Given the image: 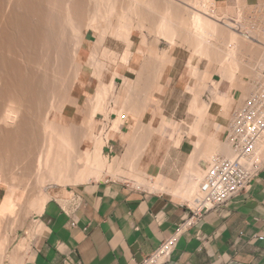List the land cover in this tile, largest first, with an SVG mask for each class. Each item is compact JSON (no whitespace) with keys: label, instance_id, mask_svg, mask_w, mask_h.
Masks as SVG:
<instances>
[{"label":"bare ground","instance_id":"6f19581e","mask_svg":"<svg viewBox=\"0 0 264 264\" xmlns=\"http://www.w3.org/2000/svg\"><path fill=\"white\" fill-rule=\"evenodd\" d=\"M57 1L58 0H0V189H3V188L5 189V193L2 195L1 201H0V264H5L7 259L9 260V264H24L26 254H27L28 250L30 249L29 246L31 244L29 245L30 241L28 242L26 239H21L18 243L14 244L13 242L15 241V239H14L15 232L18 229H22L25 227L26 220H27L29 215H32L33 213H35L36 214L35 218H38L44 212L45 207H46V203H47V198L42 194V193H44L42 191V187L46 184H49V185L50 184L67 185V184H71V183H87V182L91 181V178H93V177H95V179L100 181L101 177L104 173H112V175H114V176H116V174H115L116 172H120V173L125 174V172H123V169H121V168L123 166H129V167H131L130 171L132 173L133 172L134 173L133 174L132 173L130 174L129 172L128 173L130 176H132L135 179V181L144 182L149 187H151V189H153V190H155V189L161 190L162 189V185L161 186L158 185V181L160 180L159 176L153 177V176H150L147 173H145V171L140 170L141 156L137 157L136 160H134V159L132 160L133 156H135V157L137 156L135 154V153H137L135 148H134L135 153L133 154L132 153L133 151L131 152L133 156L129 155L130 159L128 158L127 154L123 155L122 157L113 158V160L110 163L108 162L107 158H103V156H102L103 147L106 146L107 142L109 141L108 136H109L110 132L112 130H114V128H110L109 130L106 131L105 135L101 136V138H99L100 137L99 136L98 139L95 140V142L93 141L94 137L91 135V132L89 131V130H91V128H89L88 126L91 123V119H93L95 117L97 112H101V111L104 112L105 111L104 105H105V102L107 99V95L110 94L109 91L111 90L110 89L111 85L110 86L106 85L102 81H100L103 78V76H101L102 78L100 77V75L98 77L101 79L99 80V82H98L99 84L96 88V90H97L96 91L97 93H95L96 97L93 96L94 101L93 100H91L92 102L90 101L92 103L91 107H89L87 114H85L86 116H84L85 118H83L84 119L83 122L85 124L84 125L81 124V126L86 125L85 126L86 128H84V129L82 128L84 131L82 130V132L79 134V132L77 133L76 126L73 127L72 124L67 125L64 121L60 122L61 118H59V117L62 116L61 112L66 105L72 104V105L78 106V105H76L77 104L76 99L74 100L72 98V90L74 87V83H76L75 81L80 78L79 73H80L82 66H83L82 63L80 62L81 58H80V53L78 51V47H80V44L83 43V40H84V35L82 34L83 33L82 29L89 30V31L91 30L94 33L96 31L100 30L102 34H100V33L99 34L102 36L104 30L105 31L107 29L110 30L107 26L111 27V24H113L112 27L114 28L118 25L120 27V29H119V27L117 26L118 31H120V33L118 32V34L124 36L123 41H125L127 43L128 47L130 48V46L132 44V40H130V34H131L130 32L133 28V25L131 27L132 22H129V20L126 19V18H131V17L125 16L127 14V12L124 15H122V11L126 10V11H128V13H129V11L131 13H133L132 11L135 10L134 9L135 6H136V8L140 7L141 9L142 8L147 9V6H149V5L154 4L157 7L159 4H161V6L158 8H160V10H163L162 11L163 13L161 15L159 14L158 24L160 23L159 26L163 28L162 30L166 29L168 31V29L170 27L173 28L174 30L173 29L172 30L175 31L176 34L175 33L174 34L176 36L178 34V31H179V34H178L179 36L176 38L174 37L176 40L182 39L180 37L182 35H184V34H181L180 31L183 30L182 33L187 32V33H185V36H187V37L185 39L183 38V40H187L189 38V36L192 37L193 39H195L198 43H196V41L194 42L192 40L193 43H191V44H194V43L199 44V46H198L199 48H197V45L194 44L196 46L195 49H197V53L199 51L203 52V53L205 52V56H206L208 53V50L210 49L209 47L213 45V44L211 45L209 42L210 38L222 39L225 37V39H223V42L225 40V43H226L225 46H227L226 51L224 49H223L224 50L223 51L221 49L222 47L220 49H218L219 47L217 48L215 46L214 50H215V48H217L215 50L217 53L216 55L218 58L222 59V61L224 60L225 62L228 60H229V62H231L230 60H232L234 62L236 61L237 66H238V63L242 65V63H241L242 58L239 56L240 55L243 56L245 50L248 49L247 45L249 46L252 44V47L253 46L254 47L252 49H251V47H249L248 51H246V52L250 51L249 55L257 56L258 62L256 60V63L262 62V65L264 68V46H263L264 43H262L264 41V34L263 35L260 34L257 36L259 40L255 36V38H254L255 41H253V39H252V40H250V42H248L250 44H247L246 43L247 41L244 42L245 40L243 41L242 38H241L242 40H240V37H242V35L240 33H236V32L232 33L231 32V34L229 36L227 34H224L223 27H230L231 28V26H233V25H229L231 23H227L228 25H226L222 20H220L219 18H216V16H217L216 14H215L216 16L214 17L213 14L211 15L209 13L208 7L211 6V5H209L207 7L209 0H204L203 2H200V5H197L195 2L193 3L191 1L190 2L192 3V5H190L188 3L189 1L188 2L186 1L187 2L186 3L184 0H178V4L183 3L184 6L189 9L187 11H185V9H187V8H185V9L183 8V4H182V8H180L181 5L179 4L180 5L179 6L177 4V2H175L173 0H167V1L166 0H154V2L152 0L151 1L146 0L147 2L145 0H127L128 6L121 8V6L125 3V2H123L121 6L119 5V8H120L119 10L117 8L119 1L109 0L110 2H108L106 0L108 3H107L106 8L102 7L103 11H101L102 10L101 5L103 6V4H101V2L105 1V0H98V1L94 0L95 4L92 6H95V10L92 9L91 11L89 10L90 9L89 4H90V2H91V4L93 2L91 0H59L61 5H59L58 4L59 2L57 3ZM194 1H196V0H194ZM96 2H100V3L96 4ZM143 4H144V7H143ZM210 4H211V2H210ZM137 5H138V7H137ZM154 5H152V6L154 7ZM57 6H60L61 8L59 7L60 9H56ZM242 6H243V4H242ZM52 7H53V9L51 10ZM104 9H106V10H104ZM123 9H125V10H123ZM148 10H150V8ZM139 11H141V13L143 12L142 10H139ZM149 12H151V11H149ZM131 13H129V14L133 16V14L134 15L136 14V11H134L133 14H131ZM143 13H145V12H143ZM143 13H142V16H143ZM187 13L189 14V18H187L188 16L185 17L186 15H188ZM241 14L242 13H240V15ZM121 15L125 16V18L123 17V19H125V20L119 19V17L121 18ZM138 16H139V14L137 15V17ZM133 17L137 18L136 16H133ZM145 17H147V16H145ZM243 17H241V18H243ZM114 18H116V19L118 18L116 21L117 24L113 22L112 19H114ZM185 18H187L188 21H186ZM257 18H258V16H257ZM131 19H133V18H131ZM131 19H130V21H131ZM211 19L215 20L216 22L212 21ZM103 22H104V24L105 23L108 24V25H105L107 27V29H106V27L104 28V26H102V25H104ZM144 22H143V24H144ZM217 22L222 23V25L218 24ZM261 23H262V21H261ZM143 24L141 26L144 28L145 25L143 26ZM146 24H148V23H146ZM137 26H135V27H137ZM156 26L157 25H155V27ZM167 26H170V27L167 29ZM112 27H111V29H113ZM160 27H159V30H160ZM164 27H166V28H164ZM116 28H114V29H116ZM240 28H242V27L240 26ZM253 28H255V25ZM260 28L261 27H259V29ZM114 29H113V31H114ZM255 29H258V27H256ZM137 30H138V28H137ZM149 30H150V28H149ZM156 30L157 31H154V29H153V31L156 33L160 32L158 29H156ZM172 30H170V31H172ZM261 30H263V29H261ZM100 31H98V32H100ZM167 31L165 33H167ZM252 31H255V30H251V32ZM256 31H258V30H256ZM150 32L153 33L152 31H150ZM162 32L164 35H166L164 33V31H161V33ZM116 33H117V31H116ZM161 33H158V34L160 35ZM115 34H113V35L116 36L117 34L116 35ZM253 34L255 35V33H253ZM100 35L97 36V41H96L97 43H95V45L98 47H100L99 44H100V42L102 43V40H103L102 38L104 37V36L101 37ZM110 35L112 36V33ZM148 35H150V33H148ZM225 35H227V41H226ZM141 36H144V35H141ZM170 36H172V38H173V35H170ZM156 37L157 36H155V38ZM159 37H161V36H159ZM252 37H250V38H252ZM117 38H119V37H117ZM163 38H165V37L163 36ZM167 38H168V36H167ZM144 39L146 42L147 40H146L145 36H144ZM156 39H158V38H156ZM153 41L155 43V40H153ZM187 41L189 42V40H187ZM103 42H104V40H103ZM183 42L185 43V41H183ZM188 42H186V43L188 44ZM140 43H142V45L145 44L143 42H140ZM158 43H159V41H158ZM182 43H180V44H182ZM217 43L219 44L218 40H217ZM149 44L150 43H148L147 45H149ZM153 44H151L153 47H151L150 49L148 48V53H150L149 50H151V49H152L151 53L152 52L156 53V51H158L157 49L155 50V47H154V45L157 43H155L154 45ZM223 45H224V43H223ZM256 45L259 47H256ZM128 47L126 49H128ZM190 47H193V46L191 45ZM255 47L259 49V50L255 51L256 53L252 52L253 49L254 50L256 49ZM193 49H194V47H193ZM260 49H263V50L261 51ZM92 50H94V48ZM104 50H105V52H107L108 49H104ZM99 51H100V49H99ZM92 52L95 53V50ZM108 52H109V50H108ZM137 52H141V51L137 50ZM151 53L149 54V57H150ZM154 53H153V55H154ZM163 53L158 54L159 55L158 56L159 62H157V63L155 62L157 65L154 64V66H156V68H155L156 71L153 70V68H151V67H154L153 64L151 65V63H154L153 61L155 59L157 60V54L154 55L155 59L151 63H150L151 60L148 62L150 64H148L147 62H144L146 64L142 63V66L140 67L139 72L136 74L138 76L137 77L138 81H139V78H143L142 76H144V78L147 77L149 79H151V77H153L151 79L152 81L154 79L156 80L157 78L159 80L163 76V73H164L163 71L165 70V67L168 64V60H169V57L167 56L166 52L164 54ZM123 54H125V52ZM126 54H127V52H126ZM126 54L124 56L125 57L124 59L127 60L126 57L129 56V54L128 55H126ZM210 54H212V52ZM213 54H215V53H213ZM91 55H92L93 59L95 57L97 58L96 54H94L96 56H94L93 53ZM102 55H103V53H102ZM105 55H106V53H105ZM108 55H111V54H108ZM108 55H107V57H108ZM207 56H209V54ZM213 57L215 58V56H213ZM152 58H153V56H152ZM152 58L150 57V59H152ZM201 58H204V57H201ZM246 58H248V57H246ZM253 58H248V59H253ZM220 59H219V61L222 62ZM208 60H209V58H208ZM210 60H211V58H210ZM249 61L251 62V60H248V62ZM259 61H261V62H259ZM90 62H91V60H90ZM97 62H98V60H97ZM112 62L114 63V61H112ZM211 62H213V60H211ZM217 62H218V60H217ZM253 62H255V61H253ZM91 63H93V62H91ZM249 63H247V66ZM256 63L252 64V62H251V64L254 65L253 66L254 68L259 69L262 67V66L260 67V65H258ZM88 65H90V63ZM255 65L256 66L258 65V67H255ZM149 66L151 69L148 68ZM245 67H246V65H245ZM95 68H94V70H95ZM101 68H103V67L101 66ZM233 68H235V67H233ZM242 68H241V70L244 71V65ZM248 68H250V67L248 66ZM193 69H194V67H193ZM96 70H98V69L96 68ZM251 70L253 71V68H251ZM227 71L228 70H226V72ZM246 71H247V69H246ZM252 71H250V74H247V75H251ZM96 72H98V71H95V74H96ZM253 72L255 73V69ZM233 73H235V72L233 71ZM148 74H151V75H148ZM223 74H225V72ZM256 74H255V76L254 75H252V76L259 78L258 76L260 74L259 75L257 74L258 76H256ZM101 75H103V74H101ZM114 75H116V74H114ZM207 75H208V73H206V75H205V73L200 75V79L202 81V84L209 81V77ZM238 78H237V81L239 82ZM125 79H127V78H125ZM249 79H251V78L249 77ZM137 80H135V81L138 83ZM151 80H149V81H151ZM130 82H131V80L125 81V84H124L123 90H122L123 95H125L127 92H129L130 91L129 89L132 88L133 83H130ZM146 82L147 81H145V83ZM158 82L159 81H157V83ZM233 82L234 81L232 80V83ZM147 84L151 85L150 82L146 83L145 85H147ZM141 85H142V83H141ZM242 85H240V86H242ZM203 86H204V84H203ZM238 86H239V84H238ZM135 87H137V86H135ZM139 87H140V85H139ZM153 87L151 86L150 88H148V87H145V88L148 91V89L149 90L153 89ZM112 88H113V86H112ZM249 88L251 90V87H249ZM245 89H247V88H245ZM253 89H254V86H253ZM139 91L141 92L140 89H139ZM199 92H201V91H199ZM247 92H248V90H247ZM45 93H46V95L48 93V95H49L48 98L51 97L49 100L46 98L47 96L44 95ZM144 93H142V94H144ZM197 93L194 94V98H192V103L190 102L192 105L191 111L196 110V109L205 110V108H208V107L203 108V106L202 107L199 106V105H201L199 103L200 97L198 98ZM147 96H149V95H147ZM199 96H200V94H199ZM142 98H144L143 95H142L141 99ZM216 98H215L216 100L219 99L221 102H222L221 99H224V98L220 97L219 95L216 96ZM127 99H129V98H127ZM145 99H146V97L144 98V100ZM149 99H147V100H149ZM213 101H215V100H213ZM225 101H223V102H225ZM137 103H139V102H137ZM139 104H141V103H139ZM144 104L146 105V103H144ZM135 105H136V103H135ZM131 106L133 108H135L133 105H131ZM116 107H118V106H116ZM77 110H79V109H77ZM106 110H107V108H106ZM112 110L115 111V113L116 112L118 113V117H117L118 119H114V123H113L114 124L113 127L115 126V129H116V128H118V125L120 123H122L120 115L124 111L122 113H120L122 111V108L120 111L119 108L117 109L115 107H113ZM128 110H129V108H128ZM136 110H138V109H136ZM141 110H144V109L142 108ZM134 112H136V114H137V111H134ZM203 112H202V114H203ZM126 115H127V113H126ZM57 118H58L59 122L57 121ZM134 119H136V118H134ZM199 119H200V117H199ZM232 119H233V117H232ZM193 128H194V125H193ZM158 129H159V127H158ZM196 129H195V131H196ZM99 135H101V134H99ZM177 136H179V135H177ZM210 136H211V134H210ZM179 138H180V136H179ZM179 138H178V140L180 141L181 138L180 139ZM214 138L212 137V139H214ZM86 140H92L94 142V149H92V150L85 149L84 144H85ZM125 140L127 141V139H125ZM215 142H217V141H215ZM178 145H179V143H178ZM196 146H198V145L196 144ZM33 147L34 148L36 147L35 151H37V152H33V150H34V149L32 150ZM198 147H196V148H198ZM203 147H205V146L203 145ZM203 147H200V148L203 149ZM226 148L227 149H225V150H226L227 155L225 154V156L232 157V155H233L232 151L230 154L229 148L228 147H226ZM208 149H210V148H208ZM263 151H264V137L261 139V141L259 143L258 154H261ZM228 154H230V155H228ZM210 155H211V153H210ZM33 156L35 157V159L33 158ZM134 161H135V163H134ZM199 173L200 172H195V174L192 175V176H194L193 178L191 177L189 179V181L185 180L184 184H183V182H181L180 186L172 189L171 193L177 197H180L183 200H185L187 198L192 200V197L196 192V188H197L196 186H197L198 182L201 181V179H200L201 173L200 174ZM148 176L153 180L156 179L155 180L156 182H153V180H151V179L147 180ZM37 222H38V220L34 221V223H37ZM33 229L35 230V225L33 226ZM34 230H33V233H34ZM27 233L29 234V232H27ZM32 235L33 234H31V236ZM27 236H29V235H27ZM11 247H13V248L9 252Z\"/></svg>","mask_w":264,"mask_h":264},{"label":"rangeland","instance_id":"374dc122","mask_svg":"<svg viewBox=\"0 0 264 264\" xmlns=\"http://www.w3.org/2000/svg\"><path fill=\"white\" fill-rule=\"evenodd\" d=\"M91 1H93V2H92V4H91V2L89 4L90 5V7H89L90 9L89 10L90 11L92 9L95 10V6H92V5L95 4V2H94V0H91ZM96 1H98V0H96ZM107 1L110 2L109 0H107ZM107 1L106 0L105 1H102V2L100 1L101 4H103V6L101 5V9H102L101 11H103V8L102 7H105L106 8L107 3H108ZM117 1H119L118 6H117L118 10L120 9L119 8V5L121 6L123 2H125V3L121 6V8L128 6L127 0H123V1L122 0H117ZM152 1L154 2V0H152ZM173 1L177 2V4H178V0L177 1L176 0H173ZM184 1L185 2L186 1L188 2L189 1L188 3L190 5H192L191 2H193V3L195 2L197 5H200V2H203L204 0H196L197 2L194 1V0H184ZM100 2H96V4H98ZM210 2H211V4H210ZM57 3L59 5H61V3H60L59 0L57 1ZM179 4L181 5L180 8H182V4L183 3H179ZM152 5H154V4H152ZM152 5H149L150 7L147 6V9L146 8H142L141 9L140 7H139L140 8L139 9V8H136V6H135V8H134L135 10L132 11L133 13H134V11H136V14L135 15L129 11V13L133 14V16H136V17L139 14V16L137 18L133 17L132 15H130L128 13V11H126L125 9H123L125 11H122V15H124L127 12V14L125 16L126 17L127 16L128 17H131V18L134 19L133 20L131 18H126V19L129 20V22H132L131 23V27L133 25V28H134L135 26H137L139 24L137 27H135L136 29L135 28L134 29L132 28V30L130 32L131 33L130 34V40H132V44H131L130 48L128 47L127 43L125 41H123L124 40V38H123L124 36L118 34V32L120 33V31H118V27H119L118 25H117L118 27L116 26L117 28L114 27V28H116V29H114L112 27L113 24H111V27L114 29V31H113V29H111L110 26H107L110 29V30H108L107 27L105 26V25H108V24L107 23L104 24V22H103L104 25H102V26H104V28L106 27L107 30L106 31L104 30L102 36L100 35V34H102L100 30H98L100 32L96 31L94 33L91 30L89 31V30L82 29V32H83L82 34L84 35V40H83V43H81V44L79 43L80 44V47H78V51L80 53V58H81L80 59V62L82 63L83 66H82V69H81V71L79 73L80 78L75 81L76 83H74V87H73V90H72V98L74 100L76 99V101H77L76 102L77 103L76 105H78V106H75V105H72V104L71 105L70 104L69 105H66L63 108L62 112H61L62 116L59 117V118H61L60 119V122L61 121H64L67 125H71L72 124L73 127L76 126L77 133L79 132V134H80L82 132V130L84 128H86L85 127L86 125L85 126H81V124H83V125L85 124L83 122V120H84L83 118H85L84 117V116H86L85 114H87V111H88L89 107H91V104H92L91 103L92 102L91 100L94 101L93 98L96 97V94H95V93H97L96 92L97 91L96 88H97V86L99 84L98 83L99 80L102 78L101 76H103V78L100 81H102L106 85H109V86L111 85V88H110L111 90L109 89L111 92L109 91L110 94L107 95V99H106V102L107 103L105 102V105H104L106 112L105 111L104 112H102V111L101 112H97V114L95 115V117L93 119H91V123L89 122L90 125L88 127L91 128V130H89V131L91 132V135L94 137L93 138L94 140L93 139L92 140L95 142V140L98 139L99 136H100L99 138H101V136L105 135L107 130H109L110 128H114V130H112L110 132L109 136H108V139H109V141H108V148H106V146L103 147V151H102L103 158H107L108 162L110 163L113 160V158L122 157L123 155L127 154L128 158L130 159V156L129 155H132V153L133 154L135 153V151H134V148H135V150L137 152L135 154L137 156L135 157V156L132 155L133 156L132 160L133 159L136 160L137 157L141 156V160H140V170L145 171V173H147V171H146V169H147L146 163L149 162L148 161L149 158H151L152 156L156 155L158 157L159 161H162L163 160V157L165 155L167 156L168 154H170V155L171 154H175L174 153V152H176L175 149L179 146L178 143L180 144V141L183 140L184 137L188 141L191 142V150L193 152V154L191 156V159L193 157L195 158V152L200 148V145H202V144H204L206 146L208 144H211L212 142L216 144L217 142H215V141H218L219 142V145H222L224 142H226L225 139L222 140V136H223L224 131L226 130V127H220V126H217V125L210 126V127L209 126H204L206 124L208 125V121L211 119L210 112H209V110H207L209 108V105L213 104L214 105L213 108L219 107V108H222L224 111H226L227 109L230 110V108H232V111L230 113H229V111L228 112H225V113L228 116L233 115L236 111H238L239 109H241L243 107L244 101L253 92V86L255 87L256 82L261 77L259 74H261V71L264 70L261 61H259L261 63H256V60L258 59V57L255 56V55H249L250 54V51L249 52H246V51H248L249 47H251V49L254 47V46L252 47V44L249 45V46L247 45L248 49L245 50V52L243 54L244 57L241 56V55L240 56L238 55L239 57L242 58L241 59L242 65L238 63V66H237L236 61L234 62V61L230 60L231 62H229V60H228V61L225 62L224 60L222 61V59L218 58L217 55H216L217 53H216L215 50L218 47H219L218 49H220L222 47L221 49L222 50L224 49L226 51V47L227 46H225L226 45L225 40L223 42V39H225V37L222 38V39L210 38L209 42H210L211 45L213 44L212 45L213 47L210 46L209 47L210 49L208 48L209 50H208L207 55L209 54L210 57L207 56V55L205 56V52L203 53V52H200L199 51L197 53V49H195L196 46L194 44H196L198 42L195 39H193L192 37L189 36V38L191 39V40L189 38L187 39V40H189V42L187 40H183V38L185 39L187 37V36H185V33H187V32H183L182 33L183 30L180 31L181 34H184V35H182L180 37V38H182V39H180L181 40L180 41V40H176L175 39L176 37L179 36L178 35L179 34V31H178V34L176 36L175 35L176 34L175 31H173L174 29L171 28L170 26H167V29L169 27L171 28V29L169 28L168 31L166 29L162 30L163 28L159 26L160 23L158 24V22H159L158 21L159 20V14L161 15L163 13L162 12L163 10H160V8H158V7L161 6V4H159L157 7L155 5L153 7ZM209 5H211V6H209ZM263 5L264 4H262L260 7L259 6H257V7L256 6L244 7V5L242 6L241 2H239L238 5H237V7H236V10H233V9H230L229 10V9H225V8H221V7L215 8L214 6H212V1L209 0V2L207 4V7L209 6L208 9H209V13L211 15L213 14L214 17L217 15L216 18H219L220 20H222L226 25H228L227 23H231L229 25H233V26H231V28L230 27H223L224 34H227L229 36L231 34V32L232 33H235V32L236 33H240L242 35V37H240V40L243 39V41L245 40L244 42L247 41L246 43L247 44H250L248 42H250V40H252V39H253V41H255V39H254L255 36L258 39V37H257L258 35H260V34L263 35L264 34V32L261 30V29H263L262 26H264V24H263V22H264ZM57 7H56V9H60L61 8L60 6H57ZM137 7H138V5H137ZM143 7H144V4H143ZM148 7L150 8V10H148L149 9ZM183 8L185 9L187 7H185L184 4H183ZM52 9H53V7L51 8V10ZM104 10H106V9H104ZM137 10L138 11L139 10H142L143 12H145L146 14L148 13V14L146 15L145 13L142 12L143 13V16H142L141 11H139L140 12L139 13ZM187 10H189V9L188 8L185 9V11H187ZM149 11H151V12H149ZM213 11H215V13H213ZM240 13H242L243 15L242 14L240 15ZM122 15H121V18L119 17V19H123V17L125 18V16H122ZM144 15L147 16L148 18L145 17ZM257 16H258V18H257ZM185 17L189 18V14L186 15ZM241 17H243V18H241ZM187 18H185L186 21H188ZM115 19L116 18H114L112 20H113L114 23L117 24L116 21H117L118 18L116 20ZM130 19H131V21H130ZM123 20H125V19H123ZM143 20L146 23H148V24H146ZM211 20L214 21V22H216L213 19H211ZM233 20L236 21V23ZM261 21H262V23H261ZM143 22H144V24H143ZM141 23L143 24V26L145 25L144 28L141 26L142 25ZM217 23L220 24V25H222V23H220V22H217ZM155 25H157V26L155 27ZM254 25H255V28L258 27V29L253 28ZM236 26L237 27L239 26V27L236 28ZM240 26L242 28H240ZM148 27L150 28V30H149ZM159 27H160V30H159ZM259 27H261V28L259 29ZM137 28H138V30H137ZM164 28H166V27H164ZM119 29H120V27H119ZM153 29H154V31H157L156 29H158L160 31L158 33H161V31H164V33L167 31V33H165L166 35H164L163 32H162L161 33L162 35L161 34L159 35L158 33L154 32ZM170 30H172V31H170ZM251 30H255V31H252L251 32ZM256 30H258V31H256ZM116 31H117V33H116ZM150 31H152L153 33H151ZM111 33H112V36L110 35ZM148 33H150V35H148ZM251 33L252 34L255 33V35L254 34L252 35ZM113 34H115L116 36H114ZM157 34L159 36H161V37H159ZM99 35L101 37L104 36L102 38L104 40V42H103V40H102V43L100 42V44H101V45L99 44L100 47H98V46L95 45V43H97L96 42L97 41V36H99ZM141 35H144L145 36V38L147 40L146 42H145L144 36H141ZM170 35H173V38L174 37L175 38L173 39L172 36H170ZM227 35H225L226 36V41H227ZM155 36H157L156 38H158V39H156ZM163 36L166 39L163 38ZM167 36H168V38H167ZM117 37H119L120 39L117 38ZM250 37H252V38H250ZM153 40H155V43H157V44H155ZM192 40L194 42L196 41V43L191 44V43H193ZM217 40H218L219 44L217 43ZM158 41H159V43H158ZM183 41H185V43ZM140 42H143L145 44L142 45V43H140ZM186 42H188V44ZM148 43H150L149 44L150 46L147 45ZM180 43H182V44H180ZM223 43H224V45H223ZM262 43H264V41ZM151 44L154 45L155 50L156 49L158 50V51H156V53H154V52L151 53V50L152 49L149 50V52L151 53L150 57L152 58V56H153L152 59H150V57H149V54L150 53H148V48L150 49L151 47H153ZM191 45L194 47V49H193V47H190ZM196 45H197V48H199L198 47L199 44H196ZM215 46L217 48H215V50H214V47ZM263 46H264V44H263ZM127 47H128L129 50L126 49ZM256 47H259V46L256 45ZM93 48L95 50V53L92 52V51H94V50H92ZM98 48L100 49V51H99ZM104 49H108L110 53L108 52V50H107V52H105ZM137 50L138 51H141L142 53L141 52H137ZM253 50H252V52H255L256 50H259V49L256 48L254 51ZM260 50L262 51L263 49H260ZM164 51L166 52L167 56L169 57V62L168 63H170V64H171V62L173 60L172 57L179 56V62H178V67H177L178 68V73L180 72L179 74H185V75H176V79L173 80L169 84V87L167 85L168 81H166V79H164V80L162 79L161 80L162 77L159 80H158V78L156 80L154 79L153 80L154 82L151 80L152 81L151 82V81H149V79L146 80L144 78V76H142L143 78H139V81H138L137 80V77L138 76L136 74L139 72V70H137V68L133 67L132 65H135L136 67L139 66V65L142 66V63L143 64H146L144 62H147L148 63L150 60H151L150 61V63H151L155 59L154 58L155 57L154 55L157 54V60L155 59L153 61L154 63H151V65L153 64V66H154V64H156L157 62H159V59H158V56L159 55L158 54H161ZM91 52L93 53V55L94 54L97 55V58L96 57L94 58L95 60L93 59V57L91 55L92 54ZM104 52L106 53V55H105ZM124 52H125V54L127 52L126 55L129 54V56L126 57L127 60L124 59L125 58L124 57L125 54H123ZM211 52H212V54H210ZM102 53H103V55H102ZM107 53L108 54H111V55H108ZM153 53H154V55H153ZM213 53H215V54H213ZM96 55H94V56H96ZM107 55H108V57H107ZM213 56H215V58ZM201 57H204V58H201ZM207 57L209 58V60H208ZM246 57H248V58H253L254 57V58L253 59H248ZM210 58H211V60H213V62H211ZM219 59L222 62H220ZM90 60L93 63H91ZM97 60H98V62H97ZM217 60H218V62H217ZM248 60H251L252 64H255L256 63V64L260 65V67L261 66L262 67L259 68V69H256V68L253 67L254 65H252L250 61H249L250 63L248 62ZM252 60L255 61V62H253ZM112 61H114V63ZM185 61H187V62H185ZM257 62H258V60H257ZM87 63L88 64L90 63V65H88ZM150 63H148V64H150ZM247 63H249L248 66L250 68H248ZM170 64H167L166 67H165V70L168 73H169L170 67H171ZM184 64H187V66L184 67ZM100 65L104 69L101 68ZM243 65H244V71L241 70V68L243 67ZM245 65H246L247 68L245 67ZM258 65L257 66L255 65V67H258ZM192 66L194 67L195 70L193 69ZM95 67L98 70H96ZM233 67H235V68H233ZM94 68H95V70H94ZM148 68H150V66ZM151 68H153V70L156 71V69H155L156 66L151 67ZM251 68H253V71L255 69V73L251 70ZM246 69H247V71H246ZM226 70H228V71L226 72ZM95 71H98L99 73L96 72V74H95ZM233 71L235 73H233ZM250 71H252L251 75H247V74H250ZM203 72L205 73V75H206V73H208L207 76L209 77V81L203 83L204 86H203L202 81L200 79V75L201 74H204ZM224 72H225V74H223ZM101 74H103V75H101ZM114 74H116V75H114ZM255 74L259 78L254 77ZM99 75H100L101 78H98ZM252 75H254V76H252ZM249 77L251 79H249ZM125 78H127V79H125ZM237 78L239 79V82L237 81ZM126 80H128V81L131 80L130 83H133L132 84L133 86L131 88L132 90L129 89L130 91L127 92L125 95H123L122 94V90H123V86H124ZM135 80H137L138 83ZM144 80L147 81L146 83H149L150 82L151 85H148V84L145 85L146 83H145ZM232 80L234 81L233 83H232ZM157 81H159V82L157 83ZM160 82L163 85H167V86L166 87L165 86H161L160 85ZM141 83H142V85H141ZM238 84H239V86H238ZM139 85H140V87H139ZM240 85H242V86H240ZM112 86H113L114 89L112 88ZM135 86H137V87H135ZM151 86L152 87L154 86L155 88L153 87V89H150L151 90L150 91L148 88H150ZM145 87H148L147 89H148L149 92L146 90ZM228 87H229L230 90L231 89H239V90H241L243 92L242 97L240 98V100L238 101V103L236 104V102H234L235 103L234 104L235 105L234 107L231 106V104L233 103V101L231 100V96L230 95L225 96L224 99L226 101L224 99H221L222 102L219 99L216 100L217 99L216 96L219 95L218 92L221 93L222 92V89L228 88ZM249 87H251V90L252 91L250 90ZM245 88H247V89H245ZM139 89L141 90V92L139 91ZM247 90H248V92H247ZM199 91H201V92H199ZM142 93H144V94H142ZM195 93H197L198 98L200 97L199 103L201 105H199V106H201V107L203 106V108L204 107H208V108H205V110L196 109V110L191 111L192 110V108H191L192 107V105H191L192 98H194V94ZM199 94H200V96H199ZM44 95H46V93ZM142 95H143L144 98L146 97V99H145L146 101L144 100V98L141 99ZM147 95H149V96H147ZM46 96H47L46 98L48 100L51 98V97L48 98L49 97L48 93H47ZM127 98H129V99H127ZM147 99H149L150 101L147 100ZM213 100H215L216 102L213 101ZM223 101H225V102H223ZM134 102L136 103V105H135ZM137 102L141 103L143 106L141 104L137 103ZM144 103H146V105ZM131 105H133L135 108H133ZM116 106H118V107H116ZM113 107H115L117 109L119 108L120 111H121V108H122V111L120 113H122L124 111L120 115L121 116V122L122 123H120L118 125V128H116L117 130L115 129V126L113 127V125H114L113 123H114V119H118L117 118L118 117V113L117 112L115 113V111L112 110ZM106 108H107V110H106ZM128 108H129V110H128ZM142 108L144 110H141ZM77 109H79V110H77ZM136 109H138L139 111L136 110ZM133 110L134 111H137V114ZM202 112H203V114H202ZM126 113H127V115H126ZM199 117H200V119H199ZM134 118H136V119H134ZM57 121L59 122L58 118H57ZM193 125H194V128H193ZM158 127H159V129H158ZM201 127H202V129H201ZM195 129H196V131H195ZM99 134H101V135H99ZM210 134H211V136L213 138L214 137L215 138L212 139V137L210 136ZM177 135H179L181 139ZM178 138L180 139V141L178 140ZM218 138L220 140H218ZM125 139H127V141ZM92 140H86L85 141V144H84L85 149H90V150L94 149V142ZM196 144L199 147L196 146ZM195 146L198 147V148H196ZM32 150H33V152H37V151H35L36 150V147L35 148L33 147ZM221 152L225 156L226 153L224 151H221ZM217 155H218V152H216V153L215 152H212V154L209 156L210 158L207 157V159H206L207 162H210L211 159L213 157L217 156ZM228 155H230V154H228ZM33 158L35 159L34 156H33ZM191 159H190V162H191ZM134 163H135V161H134ZM191 167H193V168L192 169L189 168L188 164L185 165L184 168H183L184 170H179V173L176 175V177L174 179H170L169 177H163V176L161 177V175H160L159 176V179L160 180L158 181V185H160V186L162 185V189L161 190H159V189L153 190L146 183L141 182V181L140 182L139 181L138 182L135 181V179L132 176L129 175V173L130 174L132 173L130 171L131 170V167H129V166H123L121 168V169H123V172H125V174L120 173V172H116L115 173L116 176H114V175H112V173H104L102 175V177H101V180H111V181L123 183V184H126V185L132 187L133 189H138L140 191L144 190V191L150 192V193H163V192H167L169 190H171L170 192H172V189H174L176 187H179V185L184 180V178L187 179V180L189 178H191V177L193 178L194 176H192V175L195 174V172H200L201 173V174L199 173L200 174V179H202V177L204 175L203 171H201L200 169H197L198 167L196 165L195 166H191ZM194 167H196V168H194ZM202 168L204 169V166ZM150 174H148V175H150ZM150 176H153L154 177L156 175H150ZM150 179L151 178L148 176L147 177V180H150ZM151 180H153V179H151ZM155 180H153V182H156ZM96 181H98V180L95 179V177H93V178H91V181H89V182H96ZM81 184H83V183H71V184H67V185H55V184H50V185L49 184H46V185H44L42 187V191L44 193H42V194L47 198V203L46 204H48L52 200H57L61 204H64L65 205L64 202L68 198H74L76 196V194L73 193V192H74V190L77 187H79L78 185H81ZM198 185H199V182H198V184L196 186L197 187L196 188V192L193 195L192 200H190L188 198L184 200V202L187 205H189V206H192L193 205L192 204L193 199L195 197H197V194H198L197 193L198 192ZM4 193H5V189L4 188L3 189H0V201H1V197H2V195ZM35 216H36L35 213H33L32 215H29L28 218H27V220H26L25 227L22 228V229H18L15 232V236H14L15 241L13 242L14 244L18 243L21 239H26L28 242L30 241L29 242V245L30 244L31 245L29 246V248H31L33 242L36 240L37 236L40 233V232L38 233V225L40 224V222L38 221L37 223H34V221L35 220H38L39 217L38 218H35ZM34 225H35V230L33 229V226ZM32 229L34 230V233L35 234L33 233V230ZM27 232H29V234ZM31 234H33V235L31 236ZM27 235H29V236H27ZM12 248L13 247L10 248L9 252L12 250ZM7 260H6V263L5 264H9V260L8 261Z\"/></svg>","mask_w":264,"mask_h":264},{"label":"crops","instance_id":"0c3cea01","mask_svg":"<svg viewBox=\"0 0 264 264\" xmlns=\"http://www.w3.org/2000/svg\"><path fill=\"white\" fill-rule=\"evenodd\" d=\"M211 1L215 8L229 10H236L239 2L244 7L264 4V0ZM172 59L168 63L169 73L164 70L161 78L168 81V87L176 75H185L178 73L179 56ZM132 66L137 70L141 67ZM160 85L167 86L161 82ZM221 93L218 92L222 98L231 96L233 107L243 94L229 87ZM213 106L209 105L211 119L204 126L226 127L223 140L234 114L231 117L225 113H230L232 108L224 111ZM226 147L231 154L226 142L222 145L212 142L199 148L191 159V142L184 137L175 154L165 155L162 161L156 155L149 158L146 171L174 179L188 164L191 169L196 165L204 173L207 156L212 152L224 155L221 151L226 153ZM259 156L264 160V151ZM78 186L73 193L80 200L74 211L57 200L46 204L38 218L40 233L28 250L24 264H140L191 214L184 200L171 190L150 193L111 180ZM166 264H264V166L250 187L233 198L223 211L211 210L199 224L187 229Z\"/></svg>","mask_w":264,"mask_h":264},{"label":"built area","instance_id":"2783aa9c","mask_svg":"<svg viewBox=\"0 0 264 264\" xmlns=\"http://www.w3.org/2000/svg\"><path fill=\"white\" fill-rule=\"evenodd\" d=\"M260 76L253 92L246 98L243 107L234 113L227 127L225 141L231 148L232 157L218 155L206 164L197 197L193 199L192 206L188 205L190 216L140 264H166L180 236L199 224L207 212L223 211L233 198L250 187L264 166V160L258 154L259 143L264 137V70ZM79 200L76 195L68 198L65 205L69 211H74Z\"/></svg>","mask_w":264,"mask_h":264}]
</instances>
